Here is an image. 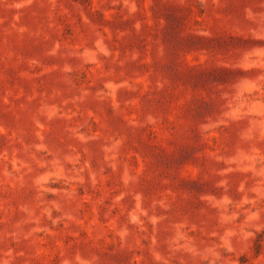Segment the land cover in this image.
I'll return each mask as SVG.
<instances>
[{"label":"rangeland","instance_id":"obj_1","mask_svg":"<svg viewBox=\"0 0 264 264\" xmlns=\"http://www.w3.org/2000/svg\"><path fill=\"white\" fill-rule=\"evenodd\" d=\"M0 264H264V0H0Z\"/></svg>","mask_w":264,"mask_h":264}]
</instances>
